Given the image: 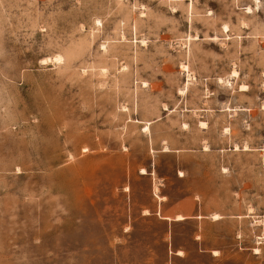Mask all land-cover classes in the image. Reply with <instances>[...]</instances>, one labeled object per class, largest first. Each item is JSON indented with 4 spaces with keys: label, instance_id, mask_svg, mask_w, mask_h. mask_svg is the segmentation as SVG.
Returning <instances> with one entry per match:
<instances>
[{
    "label": "rangeland",
    "instance_id": "rangeland-1",
    "mask_svg": "<svg viewBox=\"0 0 264 264\" xmlns=\"http://www.w3.org/2000/svg\"><path fill=\"white\" fill-rule=\"evenodd\" d=\"M0 264H264V0H0Z\"/></svg>",
    "mask_w": 264,
    "mask_h": 264
}]
</instances>
